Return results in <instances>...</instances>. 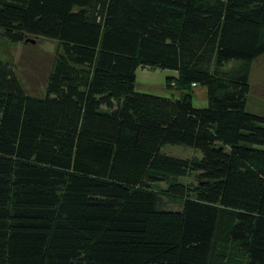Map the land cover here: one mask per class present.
<instances>
[{"label":"trees","instance_id":"trees-1","mask_svg":"<svg viewBox=\"0 0 264 264\" xmlns=\"http://www.w3.org/2000/svg\"><path fill=\"white\" fill-rule=\"evenodd\" d=\"M28 36L62 50L43 97L0 61V264H264V0H0V37ZM137 67L178 98L134 91Z\"/></svg>","mask_w":264,"mask_h":264},{"label":"rangeland","instance_id":"rangeland-1","mask_svg":"<svg viewBox=\"0 0 264 264\" xmlns=\"http://www.w3.org/2000/svg\"><path fill=\"white\" fill-rule=\"evenodd\" d=\"M33 42L21 41L11 43L0 37V61L8 63L17 77L25 94L33 97H43L45 83L52 66L53 60L62 50L56 39L45 36H28ZM238 61L231 60L224 64L228 69ZM168 77H176V71L137 67L134 71L133 89L137 92L151 93L167 98H178L179 92L166 86ZM247 81L249 90L246 94L245 111L264 116V54L253 59L250 63ZM191 102L194 107L206 105L205 89L196 85L191 89ZM160 152L178 158L200 157L199 150L181 145L165 143L160 147ZM187 185H196L194 176L178 177ZM164 183L158 187L163 188ZM167 209L178 210L180 202L175 199L164 200Z\"/></svg>","mask_w":264,"mask_h":264},{"label":"water","instance_id":"water-1","mask_svg":"<svg viewBox=\"0 0 264 264\" xmlns=\"http://www.w3.org/2000/svg\"><path fill=\"white\" fill-rule=\"evenodd\" d=\"M24 41L33 42V40L32 39H29V38L24 39Z\"/></svg>","mask_w":264,"mask_h":264},{"label":"crops","instance_id":"crops-1","mask_svg":"<svg viewBox=\"0 0 264 264\" xmlns=\"http://www.w3.org/2000/svg\"><path fill=\"white\" fill-rule=\"evenodd\" d=\"M249 69H250V67H249ZM192 87H194V86H192Z\"/></svg>","mask_w":264,"mask_h":264}]
</instances>
